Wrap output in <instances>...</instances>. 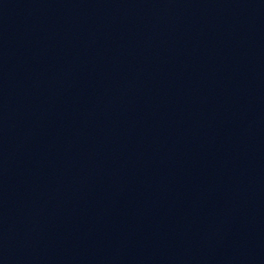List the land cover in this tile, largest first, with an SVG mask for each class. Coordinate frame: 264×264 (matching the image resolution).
I'll return each instance as SVG.
<instances>
[{
	"label": "water",
	"instance_id": "water-1",
	"mask_svg": "<svg viewBox=\"0 0 264 264\" xmlns=\"http://www.w3.org/2000/svg\"><path fill=\"white\" fill-rule=\"evenodd\" d=\"M0 264H264V0H0Z\"/></svg>",
	"mask_w": 264,
	"mask_h": 264
}]
</instances>
